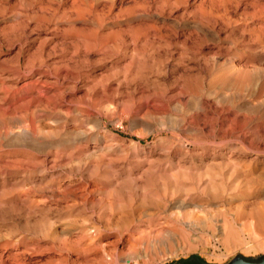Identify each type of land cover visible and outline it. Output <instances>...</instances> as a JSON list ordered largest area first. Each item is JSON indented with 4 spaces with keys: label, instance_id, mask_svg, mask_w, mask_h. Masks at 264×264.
<instances>
[{
    "label": "rangeland",
    "instance_id": "obj_1",
    "mask_svg": "<svg viewBox=\"0 0 264 264\" xmlns=\"http://www.w3.org/2000/svg\"><path fill=\"white\" fill-rule=\"evenodd\" d=\"M128 1L0 0V63L3 62L0 72L6 70L0 73V83L2 81L3 84H0V159L16 163L21 159L19 164H24L16 170L0 169V244L14 241L12 243H17L21 249L25 245L30 249L48 248L45 253L28 252L26 256L32 255L46 261L48 256L50 259L54 256L57 258L59 252L56 248L60 240L73 239L76 235L91 233L98 228L102 231L105 245L117 241V247L122 248L125 246L123 240L137 231L139 226L153 225L157 221L162 223V230L173 227L176 232L175 237L164 245L168 249L163 248V255L154 258L152 248H149L150 253L147 250L146 255L143 253L129 259L126 264H169L191 256H197L207 264H229L235 258L248 262L261 261L264 259V224H258L255 217L258 213L256 210H264V205L260 203L261 199L264 203V185L261 187L260 184L264 182V91L261 92L264 90V61L257 64L256 67L260 69L256 76L240 83L233 80V83L228 81L214 85L217 89L219 86L218 90L208 83L210 78H203V84L191 80V74L201 73L199 68L202 66H197L200 65V52L216 51L225 46L238 53L242 49L244 42L235 40L238 33L232 29L240 23L243 25L239 17L244 11H241L243 3L251 0H243L235 11L236 15H232L233 20L236 22L238 18L239 23L236 26L234 22L227 31L223 30L221 37H228L229 41L222 44L221 40L218 42L219 39L202 31L200 24L197 25L200 20L194 5L197 6L200 0H155L153 4L152 0H148L147 5L144 2L147 0ZM205 1L203 9L206 12L210 8L207 4L209 0ZM227 2L233 7L236 0ZM263 3L264 0L258 1V4ZM149 5L157 8L150 11ZM214 8L208 12L213 14L218 9ZM131 9H134V14ZM247 24L251 25V22L247 21ZM132 42H135L134 45ZM116 44H121L122 48L116 47ZM133 54L139 56L138 59L142 58L139 72L134 69L127 71ZM164 60H167V64ZM233 61L237 62L235 58ZM162 63L165 65L161 67ZM217 63L218 66L212 68L215 75L227 67L226 64V67L218 68L224 61L218 60ZM155 65H159V70ZM36 69L38 72L46 69V76L53 81L64 71L76 79H73V83L59 82L48 92L42 89L46 94L42 90L36 93V87L30 85L39 76ZM186 74L191 78L186 79ZM13 75L14 79L10 78ZM105 82H108L110 89L99 93L107 84ZM256 86L260 87L255 90ZM58 93L62 95L56 96ZM13 94L16 101L12 98ZM170 97L175 100H168ZM26 102L30 108L28 111ZM31 104L37 109L32 108ZM103 107L110 112L102 114ZM32 109L35 111L31 112ZM255 110L261 114L258 115ZM221 116L232 122L224 127V134L219 129ZM206 118L214 119L215 136H211L208 127L200 125L202 128H199L195 124L197 120ZM244 118L245 122L248 120L246 125L249 127L243 125ZM190 122L194 124L190 125ZM239 124H242V128ZM261 128L263 130L259 131ZM33 134L37 137H31ZM225 134L227 141H220ZM234 136H242V142H236ZM249 138L259 140H254L255 147L247 144L251 141ZM256 143L261 145L257 146ZM51 149L53 152L49 154ZM71 149L79 151L78 154L74 151L72 154ZM54 151L56 155L66 158L56 164L50 163ZM64 152L70 155H64ZM63 161H66L65 164ZM262 173L261 178L259 174ZM251 201L255 202L251 204ZM256 203L260 204L256 206ZM176 215L182 219L187 217L183 219L186 224L173 222ZM150 229L154 230L155 227ZM116 235L122 240H114Z\"/></svg>",
    "mask_w": 264,
    "mask_h": 264
},
{
    "label": "bare ground",
    "instance_id": "obj_2",
    "mask_svg": "<svg viewBox=\"0 0 264 264\" xmlns=\"http://www.w3.org/2000/svg\"><path fill=\"white\" fill-rule=\"evenodd\" d=\"M130 1V0H129ZM128 1V2H129ZM149 1H151V0H149ZM154 1L155 0H152L151 1V4H153L154 3ZM158 1V0H157ZM195 1V0H194ZM228 0H209L208 1V3L207 4H209V10L208 11H210L212 8H214V6L216 5V7L215 8H218L217 9V11L216 10H214V13L213 14H211V13H209L207 10H206V12H205V10L203 9L205 6H206V1L205 0H200V2H199V4L197 5V6H195L194 5V7H197V11H196V14L198 15V17H199V19L198 20H200V21H198V23H197V25H199L200 24V26H201V29H202V31L204 30V31H206V32H208V33H210L211 34V36H212V38H214V39H219L218 40V42H220V40H221V44L224 42V41H229V38L228 37H226V38H222L221 37V34L223 33V30L225 31H227V28L228 27H230V24H235L236 23V26H237V23H239V22H237V20H238V18H237V20H236V22L233 20L234 19V16H232V15H236V13H235V11L237 10V8H239V6H240V4L242 3V1L243 0H236V2H234L235 3V5L232 7V2L231 3H229V2H227ZM259 1V0H258ZM258 1L257 0H251L250 2H245V3H243V8H242V10L241 11H243L241 14V16H239L240 17V19H242L241 21H242V24L243 25H238L237 27H235L234 25V27H233V31H234V33L235 32H237L238 33V37L236 36V38L237 39H235L236 41H239V40H242L244 43H242V44H244L243 45V47H241L239 50V53L238 52H236V51H233L232 49H230L229 47L228 48H226V46H225V48H223L222 46V48L225 50V51H223V49H221V48H218L216 51H213V50H208L207 52L205 51V52H200L199 54H200V61H199V63H200V65H197V66H202V68H199V69H201V73H194V74H191L192 75V78L191 77H189V78H191V80L193 81V82H195V83H198V84H203V78H210V81H208V83L210 84V85H217V84H223V83H227L228 81H232V83H233V80L234 81H237V82H244V81H246V80H248L250 77H252V76H256V73L258 72V70L260 69V68H257L256 66H258L257 64L258 63H261V61H264V3L263 4H258ZM145 3H146V5L147 4H149L148 3V0L147 1H144ZM167 2V1H166ZM187 2V1H186ZM193 2V1H192ZM75 3V2H74ZM133 3V2H132ZM86 4V3H85ZM135 4V3H134ZM91 5V4H90ZM131 5V4H130ZM140 5V4H139ZM137 6L138 8L140 7V6ZM150 6V5H149ZM211 6V7H210ZM112 7V6H111ZM131 8H133L132 7V5L130 6ZM168 7V6H167ZM128 8H129V6H128ZM136 7H134V9H135ZM137 8V9H138ZM147 8V7H146ZM149 8V7H148ZM157 8V7H156ZM154 6H150V8H149V10L151 11V10H155L156 9ZM125 9V8H124ZM134 9H131V12L134 14ZM140 9H142L141 7H140ZM178 9V8H177ZM208 9V8H207ZM129 11H130V9H128ZM133 10V11H132ZM136 10V9H135ZM143 10H144V8H143ZM138 11H139V9H138ZM141 11V10H140ZM184 11V10H183ZM233 11V12H232ZM126 12H127V10H126ZM125 12V13H126ZM144 12H145V10H144ZM185 12V11H184ZM183 12V13H184ZM148 13H149V11H148ZM152 13V12H151ZM238 13H240L239 11H238ZM129 14H131V13H129ZM135 14H138V13H135ZM141 14V13H140ZM144 14V13H143ZM146 14H147V12H146ZM154 14H156V12L154 13ZM153 14V15H154ZM195 14V15H196ZM211 14V15H210ZM91 15V14H90ZM20 16V15H19ZM139 16V18L140 17H142V16H140V15H136V17H138ZM156 16H158V15H156ZM83 17V16H82ZM147 17H148V15H147ZM155 19V18H154ZM197 20V19H196ZM75 21V20H74ZM77 21V20H76ZM139 21V20H138ZM152 21V20H151ZM203 21V22H202ZM239 21V20H238ZM247 21L249 22H251V25L253 26L252 27V29H250V27H251V25H249V24H247ZM235 22V23H234ZM83 23V22H82ZM193 23V22H192ZM151 24V23H150ZM195 24H196V22H195ZM130 25V24H129ZM193 25V24H192ZM191 25V26H192ZM196 25V26H197ZM153 26V25H152ZM148 27V26H147ZM154 27V26H153ZM194 28V27H193ZM198 28V27H197ZM250 30H249V29ZM146 29V28H145ZM158 29V28H157ZM56 30V29H55ZM54 30V31H55ZM134 30V29H133ZM147 30V29H146ZM151 30H153V28L151 29ZM156 30V29H155ZM154 30V31H155ZM194 30V29H193ZM93 31V30H92ZM149 31H150V29H149ZM153 31V32H154ZM197 32H198V30H197ZM197 32H195V33H197ZM230 32V31H229ZM228 32V33H229ZM232 32V31H231ZM134 33H136V31H134ZM140 33V32H139ZM186 33V32H185ZM236 33V34H237ZM152 34V33H151ZM194 34V33H193ZM204 34V33H203ZM209 34V35H210ZM230 35H231V33H229ZM174 35V34H173ZM201 35V34H200ZM206 35V34H205ZM192 36V35H191ZM196 36H198L197 34H196ZM207 36V35H206ZM199 37V36H198ZM197 37V38H198ZM202 37V36H201ZM200 37V38H201ZM205 37V36H204ZM204 37H203V39H204ZM208 37H210V36H208ZM208 37H206V38H208ZM176 38V37H175ZM186 38V37H185ZM194 38H196L195 36H194ZM196 38V39H197ZM221 38V39H220ZM150 39V38H149ZM184 39V38H183ZM193 40V39H192ZM200 40H202V39H200ZM207 40V39H206ZM97 42V41H96ZM114 42V41H113ZM145 42V41H144ZM143 42V43H144ZM198 42V41H197ZM202 42H207V41H202ZM230 42H231V39H230ZM232 42H233V40H232ZM240 42V41H239ZM103 43V42H102ZM121 43V42H120ZM133 43V42H132ZM135 43V42H134ZM134 43H133V45H134ZM234 43V42H233ZM88 44H91L90 42L88 43ZM101 44V43H100ZM113 44V43H112ZM117 44H118V42H117ZM116 44V47L117 46H119L120 48H122V46H121V44L120 45H117ZM206 44V43H205ZM236 44V43H235ZM242 44H239V46H241ZM83 45V44H82ZM104 45V44H103ZM114 45H115V43H114ZM200 45V44H199ZM199 45H198V48H199ZM201 45H202V43H201ZM100 46V45H99ZM216 46V45H215ZM220 46V45H219ZM218 46V47H219ZM236 46V45H235ZM84 47H85V45H84ZM95 47V46H94ZM118 47V48H119ZM136 47V46H135ZM217 47V46H216ZM231 47V46H230ZM110 48V47H109ZM114 48V47H113ZM117 48V49H118ZM161 48V47H160ZM194 48V47H193ZM235 48V47H234ZM90 49V48H89ZM103 49V48H102ZM112 49V48H111ZM116 49V50H117ZM195 49V48H194ZM213 49V48H212ZM92 50V49H91ZM114 50V49H113ZM119 50V49H118ZM117 50V51H118ZM122 50V49H121ZM198 49H197V47H196V51H197ZM200 50H202V49H200ZM86 51H88V50H86ZM41 52V51H40ZM78 52V51H77ZM82 52H84V50H82ZM88 52H90V51H88ZM93 52V51H92ZM122 52V51H121ZM136 52V51H135ZM138 52V51H137ZM33 53V52H32ZM80 53V52H79ZM183 52H181V54H182ZM186 53V52H185ZM189 53V52H188ZM194 53L196 54V52L194 51ZM19 54V53H18ZM47 54V53H46ZM101 54V53H100ZM102 54H103V52H102ZM184 54V53H183ZM197 54H198V52H197ZM76 55V54H75ZM85 55V54H84ZM138 55H139V53H138ZM247 56L246 58H244V56ZM19 56V55H18ZM63 56V55H62ZM164 56H166V55H164ZM186 57H187V59H188V56L187 55H185ZM195 56V55H194ZM198 56V55H197ZM207 56V57H206ZM256 56H259V57H256ZM49 57V56H48ZM88 57V56H87ZM138 57L139 56H137L136 54L134 55L133 54V56H131V61H130V64L129 65H127L128 67H126L127 68V71H129V69H134V70H137L138 72L140 71V68H141V66L139 65V64H142V63H140L141 61H140V59H142V58H140V59H138ZM20 58V57H19ZM167 58V57H166ZM190 58H192V57H190ZM194 58V57H193ZM192 58V59H193ZM196 58V57H195ZM234 58L236 59V63H235V61H233L234 60ZM39 59V58H38ZM47 59V58H46ZM121 59H122V57H121ZM185 59V58H184ZM40 60V59H39ZM160 60V59H159ZM197 60V59H196ZM218 60H221V61H224L225 63L224 64H222V66L220 65L218 68H220V67H226L225 69H223L221 72H218L216 75L214 74V72H213V66L214 65H216V66H218V63H217V61ZM119 61H120V59H119ZM165 61V60H164ZM167 61V60H166ZM165 61V64H167V62ZM182 61V60H181ZM192 61V60H191ZM31 62V61H30ZM34 62V61H33ZM83 62V61H82ZM188 62H190V61H188ZM3 63V62H2ZM2 63H0V64H2ZM54 63V62H53ZM158 63V62H157ZM157 63H156V65H157ZM34 64V63H33ZM56 64V63H55ZM160 64V63H159ZM165 64H161V67L162 66H164ZM208 64H210V65H208ZM227 64V65H226ZM242 64V65H241ZM32 65V64H31ZM54 65V64H53ZM126 65V64H125ZM144 65V64H143ZM155 65V66H156ZM226 65V66H225ZM3 66H4V64H3ZM3 66H1V68L3 67ZM64 66H66V65H64ZM146 66V65H145ZM212 66V67H211ZM18 67V66H17ZM157 67V66H156ZM158 67H159V65H158ZM157 67V68H158ZM166 67V66H165ZM194 67V66H193ZM261 67V66H260ZM262 67L264 68V63L262 64ZM15 68V67H14ZM24 68H25V66H24ZM30 68V67H29ZM28 68V69H29ZM39 68V67H38ZM144 68V67H143ZM187 68V67H186ZM186 68H184V69H186ZM215 68V67H214ZM217 68V67H216ZM215 68V69H216ZM6 69V68H5ZM21 69V68H20ZM32 69H34V66H33V68ZM44 69V68H43ZM146 69V68H145ZM198 69V68H197ZM197 69H195L196 70V72H197ZM3 70V69H2ZM14 70V69H13ZM16 70V69H15ZM18 70V69H17ZM78 70V69H77ZM124 69H122V71H123ZM126 70V69H125ZM124 70V71H125ZM158 70H159V68H158ZM189 70V69H188ZM190 70L191 71H194L193 70V68L191 69V67H190ZM218 70H221V69H218ZM6 70H4V72H5ZM9 72L11 71V69H9L8 70ZM33 71H35V70H33ZM36 71H37V69H36ZM45 71H46V69H45ZM45 71H42V72H38V73H36L37 75H39L37 78H35L34 79V82L32 83V82H30L31 84L30 85H34V88L36 89V93L38 92V90H39V92H40V90H45V92H48L49 90L51 91V89L55 86V85H58L59 84V82H61V84H63V82H71L72 81V83H73V79H76V78H74V77H72L71 76V74H69L68 72H66V71H64L63 72V74L62 75H60V77L58 78L57 77V79L55 80V81H53V80H50L49 79V77L48 76H46V74H45ZM55 71V70H54ZM54 71H52V72H54ZM79 71V70H78ZM127 71H126V73H127ZM165 71V70H164ZM186 71V70H185ZM184 71V72H185ZM2 72V71H1ZM0 72V73H1ZM4 72H2V73H4ZM32 72V71H31ZM137 72V73H138ZM160 72V71H159ZM195 72V71H194ZM13 73H14V71H13ZM24 73V72H23ZM22 73V74H23ZM29 73V72H28ZM27 73V75H29ZM47 73V72H46ZM124 73V72H123ZM191 73V72H190ZM216 73V72H215ZM18 73H16V75H17ZM45 74V75H44ZM48 74H49V72H48ZM84 74V73H83ZM2 75V74H1ZM15 75V76H16ZM34 75V74H33ZM75 75V74H74ZM143 75V74H142ZM184 75V74H183ZM20 76V75H19ZM32 76V75H31ZM83 76V75H82ZM124 76H125V73H124ZM130 76V75H129ZM135 76V75H134ZM186 76H187V74H186ZM190 76V75H189ZM14 77V75L12 76V77H10V78H13ZM17 77V76H16ZM16 77H15V79H16ZM21 77V76H20ZM111 77V76H110ZM141 77V76H140ZM19 78V77H18ZM95 78V77H94ZM138 78V77H137ZM188 78V76L186 77V79ZM188 78V79H189ZM205 78V79H206ZM5 79H6V77H5ZM14 79V78H13ZM107 79V78H106ZM112 79V78H111ZM142 79V78H141ZM256 79V78H255ZM261 79V78H260ZM18 80V79H17ZM16 80V81H17ZM103 80V79H102ZM105 80V79H104ZM253 80V79H252ZM258 80V79H257ZM87 81H88V79H87ZM136 81V80H135ZM185 81V80H184ZM187 81V80H186ZM132 82V81H131ZM183 82V81H182ZM201 82V83H200ZM254 82H255V80H254ZM258 82V81H257ZM1 83H2V81H1ZM0 83V84H1ZM4 83V82H3ZM105 83H107L105 86L102 84V83H99V84H102L104 87V89L103 90H99V93L101 92L102 94L104 93V91L106 92V90L108 91L110 88H109V84H108V82H105ZM104 83V84H105ZM135 83V82H134ZM139 83V82H138ZM248 83V82H247ZM27 83H23V85H26ZM190 84H193V83H190ZM189 84V85H190ZM209 84H208V86H209ZM251 84V83H250ZM1 85H3V84H1ZM0 85V86H1ZM30 85H29V87H30ZM88 85V84H87ZM117 85V84H116ZM121 85V84H120ZM135 85V84H134ZM139 85V84H138ZM188 85V84H187ZM185 86V88L187 87L188 88V86ZM255 85V84H254ZM257 85H258V83H257ZM5 86V85H4ZM11 86V85H10ZM10 86H9V88H10ZM83 86H85V85H83ZM136 86V85H135ZM193 86H194V84H193ZM198 85H196V87H197ZM201 86V85H200ZM204 86V85H203ZM212 86V87H213ZM3 87V86H2ZM6 87H8V86H6ZM27 87H28V85H27ZM33 87V86H32ZM99 87V86H98ZM101 87V86H100ZM117 87V86H116ZM222 87V86H221ZM257 87L258 86H256V89L255 90H257ZM260 87V86H259ZM258 87V88H259ZM13 88H16L17 90H18V88L17 87H13ZM23 88V86L21 87V89ZM76 88V87H75ZM74 88V89H75ZM96 87H94V89H95ZM134 88H136V87H134ZM139 88V87H138ZM137 88V89H138ZM203 88H205V87H203ZM202 88V89H203ZM214 88H216L215 86H214ZM225 88H226V86H225ZM225 88H224V90H225ZM228 88H230V87H228ZM262 88V87H261ZM4 89V88H3ZM69 89V88H68ZM91 89H93V88H91ZM198 89V88H197ZM201 89V90H202ZM218 89H219V86H218ZM217 88H216V90H218ZM222 89H223V87H222ZM221 89V90H222ZM247 89H249L250 90V88H247ZM264 89V88H263ZM20 90V89H19ZM25 90V89H24ZM29 90V89H28ZM41 91V92H43V93H45L44 91ZM88 90H89V88H88ZM97 90V91H98ZM134 90V92H135V89H133ZM184 91H186L185 89H183ZM188 90V89H187ZM204 90V89H203ZM216 90L214 91L215 93H217L216 92ZM230 90V89H229ZM1 91H3V90H1ZM15 91V90H14ZM13 91V92H14ZM21 91V90H20ZM54 91V90H53ZM57 91V90H56ZM79 91V90H78ZM93 91H95V90H93ZM210 91V90H209ZM211 91H212V89H211ZM264 90H261V92H263ZM12 92V91H11ZM19 92V91H18ZM24 92V91H23ZM30 92V91H29ZM38 92V93H39ZM133 92V93H134ZM137 92H139V91H137ZM183 92V91H182ZM181 92V94H183ZM189 92V91H188ZM192 91H190V93H191ZM1 93V92H0ZM15 93V92H14ZM20 93V92H19ZM57 93V92H56ZM93 93V92H92ZM98 92H96V94H97ZM180 93V92H179ZM186 93H187V91H186ZM208 93V92H207ZM219 93H221V92H219ZM246 93V92H245ZM255 93V92H254ZM7 94V93H6ZM16 94H17V92H16ZM46 94V93H45ZM66 94V93H65ZM180 94V95H181ZM209 94H210V92H209ZM222 94V93H221ZM8 95V94H7ZM23 95V94H22ZM25 95V94H24ZM23 95V96H24ZM37 95V94H36ZM51 95V94H50ZM62 95V93H58L56 96H61ZM165 95V94H164ZM179 95V96H180ZM187 95V94H186ZM191 95H193V94H191ZM202 95H204V94H202ZM214 95V94H213ZM225 95V94H224ZM262 95H264V94H262ZM13 96H14V94L12 95V98H13ZM132 96H134V95H132ZM150 96V95H149ZM156 96V95H155ZM158 96V95H157ZM183 96V95H182ZM210 97H211V95H209ZM216 96H217V94H216ZM221 96V95H220ZM1 97V96H0ZM14 97H16V96H14ZM31 97V96H30ZM46 97V96H45ZM48 97V96H47ZM46 97V98H47ZM135 97V96H134ZM167 97V96H166ZM192 97V96H191ZM208 97V96H207ZM215 97V96H214ZM247 97V96H246ZM251 97V96H250ZM259 97V96H258ZM3 98V97H2ZM24 98V97H23ZM34 98H35V96H34ZM49 98H51V97H49ZM112 98V97H111ZM145 98V97H144ZM148 98V97H147ZM179 98V97H178ZM188 98V97H187ZM186 98V99H187ZM203 98V97H202ZM215 98H217V97H215ZM237 98H239V97H237ZM4 99V98H3ZM2 99V100H3ZM14 99V98H13ZM20 99V98H19ZM32 99H33V97H32ZM38 99V98H37ZM48 99V98H47ZM146 99V98H145ZM161 99V98H160ZM172 100V99H174L173 97H170V98H168V100ZM190 99V98H189ZM208 99H211V98H208ZM214 99V98H213ZM236 99V98H235ZM240 99V98H239ZM258 99V98H257ZM5 100H6V98H5ZM15 100V99H14ZM27 100V99H26ZM30 100V99H29ZM46 100V99H45ZM49 100V99H48ZM98 100V99H97ZM97 100H96V102H97ZM112 100V99H111ZM163 100V99H162ZM175 100V99H174ZM217 100V99H216ZM233 100V99H232ZM1 101V100H0ZM16 101V100H15ZM18 101V100H17ZM33 101V100H32ZM50 101V100H49ZM54 101V100H53ZM104 101V100H103ZM102 101V102H103ZM113 101V100H112ZM111 101V102H112ZM139 101V100H138ZM144 102L146 101V100H143ZM206 101V100H205ZM231 101V100H230ZM5 102V101H4ZM29 103L31 102V101H28ZM28 102H26V104H27V111H28V109H30L29 108V104H28ZM58 102V101H57ZM118 102V101H117ZM216 102V101H215ZM220 102V101H219ZM229 102V101H228ZM9 103H11V102H9ZM139 103V102H138ZM143 103V102H142ZM193 103V102H192ZM203 103V102H202ZM221 103V102H220ZM21 104V103H20ZM24 102H23V104H21V106L23 105L24 106ZM104 104V103H103ZM113 104H114V102H113ZM112 104V105H113ZM172 104V103H171ZM225 104V103H224ZM264 104V103H263ZM48 105V104H47ZM50 105V104H49ZM48 105V106H49ZM135 105V104H134ZM194 105H195V103H194ZM216 105V104H215ZM234 105V104H233ZM257 105H258V101H257ZM256 105V106H257ZM10 106V105H9ZM17 106V105H16ZM22 106V107H23ZM31 106H32V104H31ZM45 106V105H44ZM77 106V105H76ZM137 106V105H136ZM177 106V105H176ZM205 106V105H204ZM214 106V105H213ZM255 106V105H254ZM255 106V107H256ZM14 107V106H13ZM13 107H11V108H13ZM19 107V106H18ZM36 106H32V108H35ZM47 107V106H46ZM105 107V106H104ZM101 108V113L103 114H106V113H109L110 111H109V109L108 108ZM108 107V106H107ZM113 107V106H112ZM178 107V106H177ZM219 107V106H218ZM249 107H250V105H249ZM254 107V108H255ZM15 108V107H14ZM13 108V109H14ZM114 108V107H113ZM175 108V107H174ZM214 108V107H213ZM257 108V107H256ZM4 109V108H3ZM17 109V108H16ZM35 109H37V108H35ZM35 109H32L31 110V112L34 110L35 111ZM139 109V108H138ZM165 109V108H164ZM204 109V108H203ZM243 109V108H242ZM245 109V108H244ZM251 109V108H250ZM262 108H260V110H261ZM263 109H264V106H263ZM1 110V109H0ZM4 110H6V109H4ZM18 110V109H17ZM24 110V109H23ZM25 110V111H26ZM45 110V109H44ZM57 110V109H56ZM93 110V109H92ZM177 110V109H176ZM223 110V109H222ZM237 110V109H236ZM241 110V109H240ZM256 111V110H255ZM258 111V110H257ZM257 111H256V113H257ZM263 111V110H262ZM39 112H40V110H39ZM141 112V111H140ZM204 112V111H203ZM240 112V111H239ZM238 112V113H239ZM243 112V111H242ZM245 112V111H244ZM12 113V112H11ZM60 113H61V111H60ZM97 113V112H96ZM95 113V114H96ZM194 113V112H193ZM211 113V112H210ZM226 113V112H225ZM258 113H259V111H258ZM13 114V113H12ZM28 114V113H27ZM97 114H100L99 112L97 113ZM111 114V113H110ZM215 114H217V113H215ZM221 114V113H220ZM261 114V112L258 114V115H260ZM36 115V114H35ZM37 115H39V113H37ZM41 115V114H40ZM46 115V114H45ZM239 115V114H238ZM253 115V114H252ZM264 115V114H263ZM48 116V115H47ZM100 116V115H99ZM138 115H136V117H137ZM206 116V115H205ZM214 116V115H213ZM218 116V115H217ZM224 116V115H223ZM245 116V115H244ZM248 116V115H247ZM31 117V116H30ZM103 117V116H102ZM168 117V116H167ZM180 117V116H179ZM182 117V116H181ZM184 117V116H183ZM219 117V116H218ZM222 117V116H221ZM220 117V118H221ZM225 117V116H224ZM228 117V116H227ZM257 117V116H256ZM35 118V117H34ZM44 118V117H43ZM236 118V117H235ZM239 118V117H238ZM24 119V118H23ZM27 119V118H26ZM182 120H183V118H181ZM233 119V118H232ZM241 119H242V117H241ZM259 119V118H258ZM35 120H36V118H35ZM137 120V119H136ZM179 120V119H178ZM219 120V119H218ZM235 120V119H234ZM245 120V118L242 120V121H244ZM249 120H250V118H249ZM30 121V120H29ZM184 121V120H183ZM248 121V120H247ZM247 121L245 122V124H243L244 126L246 125V123H247ZM251 121H252V119H251ZM257 121V120H256ZM259 121V120H258ZM95 122V121H94ZM182 122V121H181ZM217 122V121H216ZM237 122V121H236ZM231 124L232 122H230V119H228V118H224L223 119V117H222V124H221V127L219 128L221 131H222V133L224 134L226 131V128H224L225 126H227L228 124ZM238 123V122H237ZM240 123V122H239ZM172 124V123H171ZM176 124V123H175ZM181 124V123H180ZM194 123L193 122H190V125H193ZM195 124H198L199 125V128L201 127V126H203V127H208V129H209V132H210V134H211V136H215L214 134V131H216V130H214L215 128H216V126L214 125V119H212V118H206V119H199V120H197V122L195 123ZM218 124V123H217ZM220 124V123H219ZM242 124L240 125L239 124V126L242 128ZM248 124V123H247ZM201 125V126H200ZM251 125V124H250ZM238 126V125H237ZM239 126H238V128H239ZM247 127H249V125H246ZM245 126V127H246ZM34 127V126H33ZM39 127V126H38ZM38 127H36V129L38 128ZM198 127V126H197ZM233 127H235V125L233 126ZM256 127V126H255ZM258 127V126H257ZM202 128V127H201ZM32 129V128H31ZM35 129V128H34ZM218 129V130H219ZM228 129V128H227ZM245 129V128H244ZM250 129V128H249ZM248 129V130H249ZM254 128H252V130H253ZM24 130V129H23ZM38 130H40V129H38ZM53 130V129H52ZM57 130V129H56ZM90 130V129H89ZM237 130V129H236ZM242 130V129H241ZM246 130V129H245ZM245 130H243V131H245ZM247 130V131H248ZM259 130V129H258ZM257 130V131H258ZM261 130H263V128H261L259 131H261ZM21 131V130H20ZM37 131V130H36ZM54 131V130H53ZM58 131H60V130H58ZM92 131V130H91ZM238 131V130H237ZM240 131V130H239ZM251 131V130H250ZM254 131H256V130H254ZM256 131V132H257ZM21 132H23V131H21ZM31 131L29 130V133H30ZM34 131H32V133H33ZM38 132V131H37ZM93 132V131H92ZM185 132V131H184ZM187 132V131H186ZM194 132V131H193ZM213 132V133H212ZM241 132V131H240ZM255 132V133H256ZM263 132V131H262ZM24 133V132H23ZM23 133H21L22 135H23ZM26 133V132H25ZM35 134H36V132H34ZM57 133V132H56ZM201 133V132H200ZM242 133V132H241ZM253 133V132H252ZM260 133V132H259ZM35 134H33L34 136H31V137H34L35 138ZM38 134V133H37ZM39 134H41V133H39ZM240 134V133H239ZM244 134H245V132H244ZM248 134V133H247ZM251 134V133H250ZM19 135H20V132H19ZM25 135V134H24ZM72 135V134H71ZM74 135V134H73ZM227 134H225V136L223 137V138H221L220 139V141H224V140H226V138H227V136H226ZM234 135V134H233ZM232 135V136H233ZM236 135V134H235ZM254 135V134H253ZM261 135H262V133H261ZM13 136V135H12ZM30 136V135H29ZM57 136V135H56ZM66 136V135H65ZM96 136V135H95ZM201 136V135H200ZM217 136V135H216ZM219 136H221L220 134H219ZM240 136V135H239ZM239 136H234V139H235V141L236 142H242V141H240L241 139V137H239ZM247 138H248V136L247 135H245ZM245 136L243 135V137L245 138ZM251 136H252V134H251ZM250 136V137H251ZM256 136H259L260 137V135H256ZM3 137V136H2ZM30 137V138H31ZM37 137V136H36ZM39 137V136H38ZM202 137V136H201ZM255 137V136H254ZM0 138H1V135H0ZM66 138V137H65ZM80 138V137H79ZM78 138V139H79ZM264 138V137H263ZM23 139V138H22ZM33 139V138H32ZM38 139V138H37ZM62 139V138H61ZM72 139H74V138H72ZM202 139V138H201ZM251 139V141H249V143H247V144H250V146H251V144H253L255 141L254 140H256L255 138H253L254 140H252V138H249V140ZM260 139V138H259ZM26 140V139H25ZM29 140V139H28ZM39 140H40V138H39ZM42 140V139H41ZM219 140V139H218ZM262 140H264V139H262ZM261 140V141H262ZM20 141H21V139H20ZM31 140H29V142H30ZM227 141V140H226ZM225 141V142H226ZM247 141V140H246ZM257 141H259L258 139H257ZM105 142V141H104ZM248 142V141H247ZM39 143V142H38ZM66 143H68V142H66ZM65 143V144H66ZM220 143V142H219ZM224 143V142H223ZM228 143V142H227ZM243 143H244V141H243ZM242 143V144H243ZM260 143V142H259ZM69 144V143H68ZM214 144V143H213ZM241 144V145H242ZM246 144V145H247ZM257 144V143H256ZM262 144H264V142L262 143ZM73 145V144H72ZM76 145V144H75ZM74 145V146H75ZM258 145H261V144H257V146ZM58 146H59V144H58ZM61 146V145H60ZM74 146H72V147H74ZM94 146V145H93ZM113 146V145H112ZM118 146V145H117ZM219 146V145H218ZM253 146H254V144H253ZM256 146V145H255ZM254 146V147H255ZM45 147V146H44ZM83 147V146H82ZM106 147V146H105ZM260 147V146H259ZM55 148V147H54ZM68 148V147H67ZM71 148V147H70ZM69 148V149H70ZM86 148V147H85ZM166 148H168V147H166ZM212 148V147H211ZM44 149V148H43ZM47 149V148H46ZM74 149V148H73ZM73 149H71L70 151H72V154H74V150ZM79 149V148H78ZM78 149H76L77 151H78ZM83 149V148H82ZM99 149V148H98ZM119 149V148H118ZM171 149V148H170ZM240 149V148H239ZM253 149V148H252ZM264 149V148H263ZM262 148H261V150H263ZM80 150V149H79ZM106 150L108 151V149L106 148ZM113 150V149H112ZM236 150V149H235ZM240 150H242V149H240ZM244 150V149H243ZM256 150V149H255ZM254 150V151H255ZM258 150V149H257ZM51 151H52V149L50 150V153L49 154H51ZM66 151V150H65ZM74 151V152H73ZM80 151H82V150H80ZM86 151V150H85ZM85 151H83V152H85ZM114 151V150H113ZM133 151V150H132ZM176 151V150H175ZM245 151V150H244ZM249 151V150H248ZM53 152V151H52ZM58 152H59V154H61L60 153V151L58 150ZM69 152V151H68ZM79 152V151H78ZM78 152H75L76 154H78ZM86 152H90V151H86ZM85 152V153H86ZM93 152V151H92ZM91 152V153H92ZM103 152V151H102ZM106 152V151H105ZM118 152V151H117ZM174 152V151H173ZM256 152V151H255ZM264 152V151H263ZM48 153V152H47ZM56 152L54 151V154H55ZM67 153V152H66ZM69 153H71V152H69ZM69 153H67L68 155H70ZM81 153V152H80ZM91 153H88V155L89 154H91ZM94 153V152H93ZM98 153V152H97ZM115 153V152H114ZM177 153V152H176ZM193 153V152H192ZM243 154L245 153V152H242ZM262 153V152H261ZM1 154V153H0ZM53 153H52V155H53V157H52V159H50L51 160V162L50 163H52V164H56V163H58V162H60V161H62V159L64 158H66V157H64V156H58V155H54ZM64 155H67V154H65V152L63 153ZM71 154V155H72ZM98 154H101V153H98ZM103 154V153H102ZM101 154V155H102ZM109 154V153H108ZM112 154V153H111ZM110 154V155H111ZM217 154V153H216ZM238 154V153H237ZM81 155H83L82 153H81ZM87 155V156H88ZM94 155L96 156V154L94 153ZM104 155V154H103ZM119 155V154H118ZM166 155V154H165ZM215 155V154H214ZM222 155V154H221ZM48 156H50V155H48ZM84 156L86 157V154H84ZM91 156H92V154H91ZM94 156V157H95ZM134 156V155H133ZM71 157V156H70ZM82 158H83V156H81ZM105 157V156H104ZM256 157V156H255ZM261 157V156H260ZM97 158H101V157H97ZM107 158V157H106ZM108 158H109V155H108ZM107 158V159H108ZM130 158V157H129ZM8 159V158H7ZM6 159V160H7ZM11 159V158H10ZM71 159V158H70ZM77 159H80V158H77ZM76 159V160H77ZM85 159V158H84ZM87 159V158H86ZM91 159V158H90ZM102 159V158H101ZM1 160V159H0ZM3 160V159H2ZM0 161V169L1 168H3V170H4V168H8V169H10V168H19V167H22V166H24V164L23 165H20L19 163H20V161H21V159H19L18 161V163H16L15 161L14 162H9V161ZM15 160V159H14ZM50 160H48V162L50 161ZM68 160V159H67ZM66 160V161H67ZM73 160V159H72ZM75 160V159H74ZM73 160V161H74ZM81 160V159H80ZM97 159L95 158V161H96ZM112 159H111V157H110V161H111ZM13 161V160H12ZM29 161V160H28ZM66 161H63L64 162V164H65V162ZM68 161H70V160H68ZM89 161V160H88ZM90 161H92V160H90ZM89 161V162H90ZM101 161H103V160H101ZM34 162V161H33ZM42 162H43V164H45L44 163V161L42 160ZM42 162H41V164H42ZM76 162V164L77 165H79L77 162L78 161H75ZM75 162L73 163V165L75 164ZM79 162H81V161H79ZM97 162V161H96ZM112 162V161H111ZM234 162H235V160H234ZM242 162V161H241ZM23 162H21V164H22ZM30 162H28V164H29ZM68 163V162H67ZM66 163V164H67ZM87 163V162H86ZM100 163H102V162H100ZM105 163H107V162H105ZM262 163V162H261ZM27 164V163H26ZM31 164V163H30ZM69 164H70V162H69ZM68 164V165H69ZM72 164V163H71ZM84 164V163H83ZM88 164V163H87ZM90 164V163H89ZM88 164V165H89ZM108 164H110V163H108ZM107 164V165H108ZM113 164V163H112ZM245 164V163H244ZM250 164V163H249ZM34 165V164H33ZM32 165V166H33ZM63 164H61V166H62ZM80 165H82L81 163H80ZM101 165V164H100ZM242 165V164H241ZM93 166H98V165H93ZM105 166V165H104ZM110 166V165H109ZM26 167H28L27 165H26ZM37 167H38V165H37ZM41 167V166H40ZM73 167V166H72ZM75 167V166H74ZM78 167V166H77ZM17 168V169H18ZM34 168V167H33ZM58 168H59V166H58ZM79 168V167H78ZM257 168V167H256ZM260 168V167H259ZM262 168V167H261ZM21 169V168H20ZM29 169H31V168H29ZM36 169V168H35ZM60 169V168H59ZM99 169V168H98ZM249 169V168H248ZM247 169V170H248ZM264 168H262V170H263ZM16 170V169H15ZM22 170V169H21ZM256 170V169H255ZM24 171V170H23ZM88 171V170H87ZM250 171V170H249ZM261 171V170H260ZM257 172V171H256ZM262 172H264V171H262ZM9 173V172H8ZM249 173V172H248ZM10 174V173H9ZM257 175V174H256ZM260 176H261V178L263 177L262 175H263V173L262 174H259ZM261 178H260V180H261ZM255 179V178H254ZM258 179V178H257ZM263 179H264V177H263ZM254 181V180H253ZM256 181V180H255ZM263 181V180H262ZM251 181L249 180V183H250ZM258 183H260L259 182V180L257 181ZM257 183V184H258ZM264 183V182H263ZM263 183H260L261 184V187H262V185H264ZM256 184H254V186H255ZM249 186V185H248ZM58 188V187H57ZM257 188V187H256ZM260 189V188H259ZM253 190V189H252ZM263 190V189H262ZM256 199V198H255ZM248 200V199H247ZM252 200V199H251ZM260 201H262V202H260V203H262V205H264V203H263V200L261 199ZM252 202H255V201H251V202H249V203H251L252 204ZM257 202V201H256ZM243 203V202H242ZM245 203H246V201H245ZM248 203V202H247ZM260 203H256V206H257V204H260ZM244 204V203H243ZM205 205H206V203H205ZM247 206H248V204H246ZM246 205H244V206H246ZM255 205V204H254ZM262 205H261V207H262ZM201 206H202V204H201ZM208 206V205H207ZM243 206V207H244ZM253 206V205H252ZM204 207V206H203ZM239 207V206H238ZM242 207V208H243ZM259 207V206H258ZM258 207L256 208V207H254V208H256V209H258ZM261 207H260V209H261ZM206 207H204V209H205ZM264 208V207H263ZM263 208H262V210H263ZM203 209V208H202ZM202 209H200V210H202ZM239 209V208H238ZM204 211V210H203ZM247 211V210H246ZM258 212V213H257ZM257 213V214H256ZM256 217H255V221H257V223L258 224H264V210L263 211H257L256 210ZM249 215V214H248ZM184 216V215H183ZM110 217V216H109ZM184 217H186V216H184ZM188 217H189V215H188ZM104 219V218H103ZM183 219H187V217L186 218H183ZM179 215H176L175 216V218H174V220H173V222H175V223H182V224H186V222L184 223V220H183ZM189 219V218H188ZM192 219V218H191ZM122 220V219H121ZM126 220V219H125ZM124 220V221H125ZM254 220V219H253ZM116 221H118V220H116ZM116 221H113V222H116ZM185 221H187V220H185ZM188 221H190V220H188ZM110 222V221H109ZM112 222V221H111ZM119 222H120V220H119ZM118 222V223H119ZM171 222V221H170ZM117 223V224H118ZM127 223V222H126ZM172 223V222H171ZM174 223V224H175ZM188 223H190V222H188ZM187 223V224H188ZM192 223V222H191ZM248 223V222H247ZM112 224V223H111ZM193 224V223H192ZM114 225V224H113ZM161 225H162V223H159V222H157V221H155V223L152 225V224H149L148 223V225H144V226H139L138 227V229H137V231H135L132 235H129L128 237H127V239L126 240H123V242H125V246H126V248L124 249V247H122V248H119V247H117L118 245L116 244V242H114V243H111V244H108V245H105L103 242H102V231H100L98 228L97 229H94L91 233H87V234H80V235H76L75 237H73V239H65V240H63L62 242H61V240H60V242L57 244V248H56V251H58L59 252V254H57V258L54 256L52 259H50L51 257H49L48 256V258L46 259V261H43V259L42 258H38V257H32V255H29L28 256V258L26 257L28 254V252H29V254H32V253H34V252H37V253H45V250H47V249H44V248H42V249H40L39 247H37V251H35V249H32V247H31V249L30 248H28L26 245L25 246H23L24 248H19V246H17L16 244H13L12 242H14V241H12V242H6V243H3V244H0V264H126V261L128 260L129 261V259L131 260V259H135V257H137V256H139V255H142L143 253L145 254V253H147V250L149 251L150 249L149 248H152L151 250H152V252H151V254H153V256H154V258H157V256L158 255H163V251H165V250H163V248H165L166 246H164V245H166L167 243H168V240H170V239H173L174 237H175V235H176V232L174 231V229H173V227L172 228H168V229H165V230H162L161 229ZM111 226V225H110ZM114 226H116V225H114ZM193 226V225H192ZM250 226V225H249ZM109 227V226H108ZM151 227H155V229L153 230V229H150ZM163 227V226H162ZM188 227H189V225H188ZM190 228H191V225H190ZM262 228V227H261ZM121 229V228H120ZM133 229V228H132ZM150 229V230H149ZM81 230V229H80ZM136 230V229H135ZM148 230V231H147ZM177 230V229H176ZM64 231V230H63ZM87 232V231H86ZM85 232V233H86ZM107 234V233H106ZM71 236V235H70ZM115 236V235H114ZM113 236V237H114ZM117 237H116V239H114V240H118V241H120V240H122V238H119L118 236L119 235H116ZM104 238V237H103ZM106 239H108V235H106ZM230 239V238H229ZM5 241V240H4ZM58 241V240H57ZM110 242H112V241H110ZM107 243V242H106ZM27 244V243H26ZM31 245V244H30ZM29 246V245H28ZM36 246H38V245H36ZM121 246V245H120ZM169 246V245H168ZM35 247V246H34ZM33 247V248H34ZM40 250H39V249ZM46 248V247H45ZM53 248V247H52ZM167 249H168V247H166ZM171 247L169 246V249H170ZM43 249H44V251H43ZM54 251H55V249H53ZM49 251V250H48ZM169 251V250H168ZM32 252V253H31ZM54 253V252H53ZM148 253H150V251L148 252ZM48 254V253H47ZM172 254V253H171ZM146 255V254H145ZM47 256V255H46ZM52 256V255H51ZM167 256V255H166ZM165 257V256H164ZM154 264V263H153Z\"/></svg>",
    "mask_w": 264,
    "mask_h": 264
},
{
    "label": "trees",
    "instance_id": "obj_3",
    "mask_svg": "<svg viewBox=\"0 0 264 264\" xmlns=\"http://www.w3.org/2000/svg\"><path fill=\"white\" fill-rule=\"evenodd\" d=\"M169 264H207L203 259L197 256H191L188 259L179 260L177 262H171Z\"/></svg>",
    "mask_w": 264,
    "mask_h": 264
},
{
    "label": "water",
    "instance_id": "obj_4",
    "mask_svg": "<svg viewBox=\"0 0 264 264\" xmlns=\"http://www.w3.org/2000/svg\"><path fill=\"white\" fill-rule=\"evenodd\" d=\"M229 264H264V259H262L259 262H248V261H245L241 258H235Z\"/></svg>",
    "mask_w": 264,
    "mask_h": 264
}]
</instances>
